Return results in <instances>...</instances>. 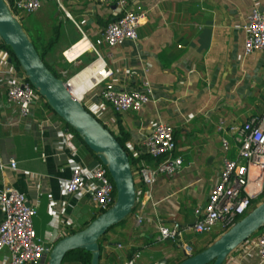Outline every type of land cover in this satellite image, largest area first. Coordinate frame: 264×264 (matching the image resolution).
Returning a JSON list of instances; mask_svg holds the SVG:
<instances>
[{"label":"crops","instance_id":"0c3cea01","mask_svg":"<svg viewBox=\"0 0 264 264\" xmlns=\"http://www.w3.org/2000/svg\"><path fill=\"white\" fill-rule=\"evenodd\" d=\"M60 5L45 0L37 11L23 14L20 22L38 49L46 52L45 61L56 74L63 79L75 75L71 85L79 97L93 72L85 66L96 57L80 39L84 34L95 42L118 10L115 4L96 0H60ZM129 7L146 13L137 40H125L112 49L96 48L112 67L111 81L116 86L135 89L146 78L153 87L152 98L139 111L118 114L95 95V88L86 91L85 107L111 132L126 136L124 145L134 163L147 158L141 142L156 123L172 125L173 155L183 159V166L145 186L150 198L143 197L123 226H112L99 239V264H123L135 253L137 264H176L186 257L182 248L172 240H158L149 220L137 226L135 215L142 211L165 225L191 224L196 218L194 209L203 205L218 179L223 158L235 156L230 127L264 111V50L244 55L242 27L252 7L264 10V0H129ZM76 42L66 55L77 58L67 61L62 51ZM10 61L15 64L9 51L0 48V76ZM47 105L42 104L24 121L0 89V164L4 165L0 191L11 186L25 194L36 206L35 234L51 246L99 214L89 193L65 191L72 168L92 167L98 158ZM223 136L230 143L227 152L221 147ZM11 159L16 161L15 169L8 166ZM84 182H88L87 174ZM256 188L252 184L248 190ZM2 217L0 208V221ZM223 231L215 226L210 232L186 234L182 240L194 251ZM0 264H9L6 251L0 254ZM61 264L79 263L66 260ZM240 264L264 261L252 254Z\"/></svg>","mask_w":264,"mask_h":264},{"label":"built area","instance_id":"2783aa9c","mask_svg":"<svg viewBox=\"0 0 264 264\" xmlns=\"http://www.w3.org/2000/svg\"><path fill=\"white\" fill-rule=\"evenodd\" d=\"M5 1L13 15L20 21L23 14H31L40 9L45 0ZM50 1L61 6L60 0ZM96 1L106 5L115 4L118 11L115 18L100 31L95 42H91L84 34L80 39L86 40L85 48L92 50L96 56L85 66L93 70L88 78L89 86L78 97L71 85L72 77L75 75L63 80L67 88L84 106L86 91L97 88L95 95L106 101L115 113L139 111L152 98L151 82L144 78L138 88L129 90L116 86L111 81L114 71L96 46L112 49L125 40H137V30L145 20L146 13L140 7L136 9L129 7V0ZM242 27L245 31L244 55L264 50V10L252 7L246 14ZM78 42L62 51L67 61L77 58L75 56L69 59L66 53ZM107 54L110 55V52ZM20 69V66L10 61L8 69L2 71L0 76V82L4 81L3 84L0 83V89L4 92L6 100L15 107L21 119L26 121L46 101ZM173 131L172 125L159 120L144 136L141 145L147 158H141L138 162L131 164L134 180H136L135 206L142 202L143 197L150 198L145 186L153 184L161 174H175L182 168L183 159L173 155L175 150ZM229 131L232 133L235 156L223 158L218 179L208 191L203 205L194 209L196 218L191 224L181 225L178 222H172L170 225H165L142 211L135 215L137 226L149 220L155 226L156 238L160 241L172 240L182 248L185 256L191 255L193 248L191 244L183 242L184 235L210 232L215 226L226 230L264 198V111L259 115L250 116L240 125H232ZM64 135L68 145L69 133L66 132ZM221 147L224 152L230 149V143L225 136L221 137ZM74 148L71 147L72 151ZM8 166L15 169L16 161L11 159ZM3 167L4 165L0 164V168ZM85 174L88 176V182H84ZM252 184H256L258 189L248 190ZM78 190L89 193L91 203L99 213L109 208L115 200L114 183L107 168L100 161L92 167L72 168L65 191L71 194ZM0 208L3 212L0 221V254L7 252L9 264H46L52 245L42 242L35 234L33 216L36 214V206L28 202L25 194L11 186H6L0 191ZM241 246L242 249H240ZM240 248L234 250L240 253L238 256L230 255L223 263L240 264L252 254L256 255L260 261H264V225L243 242ZM137 257L138 253H135L123 264H137Z\"/></svg>","mask_w":264,"mask_h":264},{"label":"water","instance_id":"95a60500","mask_svg":"<svg viewBox=\"0 0 264 264\" xmlns=\"http://www.w3.org/2000/svg\"><path fill=\"white\" fill-rule=\"evenodd\" d=\"M0 40L9 46L27 80L48 106L70 127L106 168L115 187L114 203L89 223L59 238L51 247L46 264H61L66 253L84 249L89 264H99V239L129 216L135 206L136 187L128 152L111 130L67 88L63 78L45 64L21 22L5 0H0ZM264 225V198L246 215L224 230L206 247L177 264H223L225 259Z\"/></svg>","mask_w":264,"mask_h":264},{"label":"trees","instance_id":"16d2710c","mask_svg":"<svg viewBox=\"0 0 264 264\" xmlns=\"http://www.w3.org/2000/svg\"><path fill=\"white\" fill-rule=\"evenodd\" d=\"M34 45H35V47H36V49L38 50V52H39V54H40V56H41V58L43 59V61L45 62V64L49 67V65H48V63H46V61H45V58H44V56H45V53L46 52H44V51H40L39 49H38V47L36 46V44L34 43ZM0 48H5V49H7L8 51H9V53H10V55L11 56H13V54H12V51L10 50V48H9V46H7V45H5L1 40H0ZM14 57V56H13ZM14 61H15V64L17 65V66H19V64H18V62L14 59ZM50 68V67H49ZM50 70L55 74V75H57V76H59L58 74H56L51 68H50ZM60 77V76H59ZM48 106V105H47ZM49 107V106H48ZM49 109L52 111V109L49 107ZM68 126V125H67ZM71 130L78 136V134L71 128ZM113 133V132H112ZM114 134V133H113ZM115 135V137L117 138V140L120 142V144L125 148V150L127 151V148L125 147V145H124V139L126 138V136H120V135H116V134H114ZM79 137V136H78ZM80 138V137H79ZM81 139V138H80ZM128 152V151H127ZM129 159H130V163L133 165L134 164V162L136 161V160H134V158L129 154ZM132 213V212H131ZM130 213V214H131ZM127 217L125 218V219H123L121 222H119L117 225H115V226H123L125 223H126V221H127ZM115 226H113V227H115ZM84 227V226H83ZM79 229H81V228H79ZM78 229V230H79ZM73 232H75V230H72L70 233H73ZM254 235V234H253ZM102 238V237H101ZM99 246H100V244H99ZM201 249H203V248H197V249H195L194 251H193V253H195V252H198V251H200ZM192 253V254H193ZM90 258H91V253L89 252V251H86V250H84V249H80V248H78V249H73V250H70V251H68L67 253H66V255H65V257H64V259H63V261H66V260H72V261H76V262H78L79 264H89L90 263ZM180 261H178L177 263H179ZM176 263V264H177Z\"/></svg>","mask_w":264,"mask_h":264},{"label":"bare ground","instance_id":"6f19581e","mask_svg":"<svg viewBox=\"0 0 264 264\" xmlns=\"http://www.w3.org/2000/svg\"><path fill=\"white\" fill-rule=\"evenodd\" d=\"M83 42H84V45H85V46H87V43H86V41H85V40H83ZM67 56H68V57H71V54H70V53H68V54H67Z\"/></svg>","mask_w":264,"mask_h":264},{"label":"rangeland","instance_id":"374dc122","mask_svg":"<svg viewBox=\"0 0 264 264\" xmlns=\"http://www.w3.org/2000/svg\"><path fill=\"white\" fill-rule=\"evenodd\" d=\"M20 21H22V20H20ZM23 28H24V26H23ZM21 68V67H20ZM20 70H22V69H20ZM228 153H231V151H229ZM230 157V156H229Z\"/></svg>","mask_w":264,"mask_h":264}]
</instances>
